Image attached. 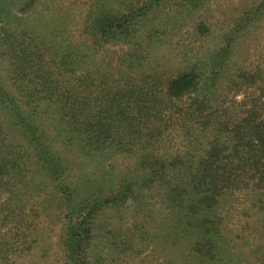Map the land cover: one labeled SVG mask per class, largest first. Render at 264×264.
Wrapping results in <instances>:
<instances>
[{"label":"rangeland","instance_id":"rangeland-1","mask_svg":"<svg viewBox=\"0 0 264 264\" xmlns=\"http://www.w3.org/2000/svg\"><path fill=\"white\" fill-rule=\"evenodd\" d=\"M0 10V38L27 40L63 89L95 97L132 80L192 71L201 78L204 115L212 111L231 126L264 121V0H0ZM111 12L127 17L129 28L111 36L91 30L96 16ZM6 50L0 45V78L25 104ZM24 108L64 170L55 180L40 169L2 111L8 141L31 161L22 195L0 197V264H264V186L238 173L211 216L217 255L202 260L196 253L200 236L184 206L192 173L215 135L204 121L175 111L160 127L149 152L181 155L187 163L161 177L143 167L142 145L89 151L69 132L57 101ZM125 180L133 184L128 195L121 191ZM93 200L100 207L87 217L90 236L70 250L69 237Z\"/></svg>","mask_w":264,"mask_h":264},{"label":"trees","instance_id":"trees-1","mask_svg":"<svg viewBox=\"0 0 264 264\" xmlns=\"http://www.w3.org/2000/svg\"><path fill=\"white\" fill-rule=\"evenodd\" d=\"M126 18L112 12L103 13L94 18L90 28L102 35H115L129 28L130 23ZM2 44L7 49L10 77L20 95L28 98L29 102L22 104L0 78V197L6 196L8 201L15 195H22V190L27 189L26 164L31 161L30 157L24 156L20 146L8 141L2 111L27 139L35 163L55 180L61 178L64 170L61 158L50 149L46 132L41 130L32 113H28L24 107L36 109L44 101H57L66 117L69 132L89 151L115 146L124 152V145H142V150L146 151L142 164H148L143 167L161 177L166 169L179 165V162L187 164L182 162L181 155L167 159L149 152L160 141V127L178 111L185 118L195 117L199 123L204 121L202 123L215 132L197 163L198 169L192 173V186L186 190V200L190 204L185 205L184 209L188 211V217L194 220L188 222L194 225L200 236L196 242V253L202 260H210L217 255V228L211 216L215 213L214 206L219 197L232 186L231 178L238 173L239 177L246 175L264 186V121L245 118L231 126L215 120L212 111L204 115L205 101L200 99L201 78L192 71L181 72L165 80L159 75L144 77L140 81L132 80L125 87L116 88L115 91L103 90L98 96L91 97V94L81 95L77 91L63 89L56 81L54 72L47 69L48 62L40 51L34 50L27 40L9 34L0 38ZM134 82L137 85L132 84ZM127 151L131 150L127 148ZM186 170L190 171V166H186ZM176 190L177 186L172 192L176 193ZM180 190L185 192V189ZM121 191L124 195L133 193V184L125 180ZM80 204L84 207V202ZM99 207L100 204L93 200L89 212L69 237L70 250L76 251L89 238L90 227L86 220Z\"/></svg>","mask_w":264,"mask_h":264}]
</instances>
